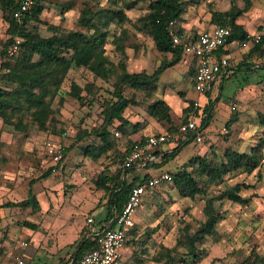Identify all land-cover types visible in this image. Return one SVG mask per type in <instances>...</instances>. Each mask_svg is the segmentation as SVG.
<instances>
[{
    "label": "rangeland",
    "instance_id": "obj_1",
    "mask_svg": "<svg viewBox=\"0 0 264 264\" xmlns=\"http://www.w3.org/2000/svg\"><path fill=\"white\" fill-rule=\"evenodd\" d=\"M87 1L91 6L102 5L106 8L107 5V0H46V7L41 15L44 23L39 25L41 33L49 34L48 26L50 24L57 25L59 31L82 29L81 25L77 23V18ZM183 1L186 2L185 13L193 33L198 29L203 30L209 27L212 11L226 10L231 6V0ZM68 2L73 4V7L61 10L62 4L67 5ZM148 2L149 0H138L132 8L126 10L128 20L110 25V31L116 34L120 27H125L129 34L135 37V42L137 41L139 44L137 50L125 48L127 54L124 60L127 63V69L131 72L145 70L151 73L160 62L171 58V53L157 51L151 37L135 28L141 25L138 17L146 13ZM236 5L243 7V0H236ZM237 20L251 34L253 43L249 48L245 45H241L240 49L238 47L241 53L238 62L252 64V61L255 60L264 70V54L262 55L264 47L262 48L263 52L260 50L252 52L257 44L253 40V36H264V0H254V6L249 11L243 12ZM6 26V22L0 17V41L7 37ZM106 51L112 60H118L119 54L116 53L111 42L106 44ZM190 56L185 53L182 54L181 59L183 61ZM235 63L231 62V66ZM190 70L191 68L185 69L183 62L180 61L166 68L162 75L160 74L161 78L159 77L156 93L162 92L164 88L169 90L161 96L171 102L172 111L179 103L186 105L188 101L193 100L194 96L199 95L191 85ZM234 74L222 84L221 98L216 104L210 120L211 131L208 132L209 136L204 133L205 138L201 144L206 147L205 155L217 162L225 159L223 154L227 148L250 152L255 146H259L262 163L251 174L233 169L224 176L223 181H215L207 186L204 181L200 180V176H197L194 170L195 166L187 167L192 175L197 177L199 184L205 186L208 194H216L236 182L254 184L253 187L243 188L240 191V194L245 196L253 194L250 205L249 203L244 205L233 202L227 198L215 201L223 218L216 224L217 234L207 235L198 243L201 251L205 252V256L195 264H264V124L261 120V115L264 114V101L260 103L259 97L254 99L257 93L258 96L261 93L264 94V89L257 83L262 72L258 70L257 73H247L241 70L240 73ZM72 80H76L81 85L93 84L91 93L87 95L93 99L90 104H87V101H85L86 104H81L78 100L67 96L57 115L59 121L55 130L50 126L43 128L30 122L25 131H18L20 133L18 136L10 137L3 142L0 141V203L26 197L29 180L48 167H52L47 155V147L52 144H60L65 150V157L61 158L56 170H52L49 178L50 184L43 186L40 183L42 186L39 190L42 197L56 196L51 201L53 205L49 204L46 208L39 206L38 209H33L31 206H10L4 211H0V260L3 264H13L18 256L17 253L14 254L13 249L21 248V239L27 242L24 233L19 232L22 228L28 227L24 223L40 224L48 214L45 219L47 223L51 224L48 235L52 232L53 235L50 237H57L56 242H59L63 238L72 236L75 228L77 235L86 232L90 228L86 224V218L93 216L99 221L102 216L101 212L106 208L105 203L109 192L104 188H97L95 179L102 169H105L110 175L115 174L118 163L114 164L109 158L114 154V151L109 157L103 155L97 159L85 155L80 146L98 143L99 138L94 134L74 145L73 143L79 129L91 130L99 125L101 103L104 97L109 96L106 88L110 89L111 87L99 78L93 77L85 69L71 70L63 83V88L68 90ZM217 82L212 88L211 97H215L219 93ZM123 89L127 96H132L138 102L137 105L126 107L125 118L129 119L136 114L138 118L146 121V103L140 101L144 98V93L142 91L134 92L126 86ZM233 104L235 109L231 108ZM53 105L56 107L55 102ZM233 112L237 115V121L230 126V133L221 132V127H226L225 123ZM181 115L182 111L180 115L174 116L175 122L180 121ZM226 129L229 130L227 127ZM130 137L134 136L127 130L124 133L119 131L117 149H123L126 140ZM70 145L73 146L69 149ZM193 150H196L193 143H189L161 168L169 169V171L182 168L183 164L179 165V163L185 160L187 162ZM24 160H28V162ZM7 164L9 165L8 172L1 171ZM134 174L135 169L128 170L125 179L129 181ZM42 201H46V198ZM204 203L205 196L203 194L199 193L194 197L181 195L172 182L163 183L155 188L145 196L134 214L135 242L131 241L133 235L129 232L128 240L130 242L126 244V247H123L121 258L117 264H139L137 263L138 257H145L141 264H162L160 261L151 260L150 257L160 250L161 245L167 247L176 245V239L180 236L182 231L180 228L183 225L189 223L192 230L204 220ZM51 211L52 214H49ZM155 226L157 230L150 236L147 235L146 231ZM95 227H98V224ZM47 228L42 227L43 232H46ZM18 233L20 234L18 235ZM34 249L35 242H30L23 248V252L29 255ZM143 249L145 252L141 253ZM182 250V245L177 244L173 253H181ZM134 252L135 254H133ZM44 258L39 252L34 259L26 257V264H45ZM55 261L57 260L53 259L51 264H55Z\"/></svg>",
    "mask_w": 264,
    "mask_h": 264
},
{
    "label": "trees",
    "instance_id": "obj_2",
    "mask_svg": "<svg viewBox=\"0 0 264 264\" xmlns=\"http://www.w3.org/2000/svg\"><path fill=\"white\" fill-rule=\"evenodd\" d=\"M137 1L121 0L120 3L119 0H107L106 8L102 5H99L100 7L98 5L91 6L87 1L77 18V23L81 25L82 29L59 31L57 25L50 24L48 26L50 33L44 35L40 31L39 25L44 23L41 15L46 7V0H34L32 7L21 20H16L13 17V11L18 6L17 0H0V17L7 24L5 30L7 37L0 41V47L3 48L0 49V59L3 64V70L0 72V119L3 124L9 125L17 131H25L30 122L43 128L50 126L55 130L59 121L57 115L67 96L78 100L81 104H86L85 101L90 104L93 99L87 95L92 91V83L81 85L76 80H72L68 90L63 88V83L71 70L85 69L93 77L99 78L111 87L110 89L106 88L109 96L104 97L101 103L99 125L91 130L79 129L73 143L74 145L94 134L99 138L98 143L80 146L85 155L97 159L103 155L109 157L114 151V154L109 158L114 164L118 163L115 174L110 175L105 169H102L95 179L97 188H104L109 192L105 203L106 216L102 222L98 221L101 222V227L113 228L116 226V218L126 202L132 186L147 178V175L144 177L135 176L127 181L125 179L127 171L135 169L136 166L126 168L121 166L122 158L132 140L127 139L125 147L117 149L118 136L114 135V130L125 132V126L129 121L124 116V110L129 105L138 104L132 96L125 94L124 86L134 92L142 91L144 98L140 101L146 103L147 113L164 126L162 131L180 136L172 147L157 151L159 156L156 160L147 162L143 166L160 168L178 155L185 145L195 142V130L180 131V125L188 119L191 111L196 110L193 104L194 100L188 101L183 107L181 119L177 123L170 114V105L156 93L160 74L169 66L179 62L182 54H185L180 46L172 45L166 26L171 19L178 21L180 15L185 11L186 2L183 0H149L146 13L138 17L141 25L135 27L137 31L150 36L157 51L171 53L170 59L160 62L151 73H148L145 70L131 72L127 69V63L124 60L127 54L125 48L138 49L139 44L137 41L135 42V37L129 34L125 27H120L117 34L110 31L111 24H120L128 20L126 10L132 8ZM243 3V7H238L236 0H231L229 9L211 12L210 22L213 25L230 27L227 42L250 41L251 35L237 19L243 12L249 11L254 6V0H243ZM60 9L68 10V6L62 5ZM16 37L19 38L17 50L12 55L6 54L4 49L13 43ZM260 40L252 52L257 50L263 52L264 36L261 35ZM108 42L114 45L116 53L119 54L117 61L112 60L107 54L106 44ZM218 52L226 54L224 47H220ZM246 65L248 66L249 63L241 61L219 71L216 79L221 76L222 79L219 83L217 82L219 93L215 97H211V92L216 79L212 82L211 87L204 91L203 94L207 97V101L201 105L205 116L200 123V132L207 133L206 128L213 116L214 108L221 98L220 91L224 79L232 77L234 73L246 68ZM229 69L232 71L227 74ZM54 102L56 107L53 105ZM261 120L264 124V114L261 115ZM117 121L119 123L116 124ZM236 121L237 115L233 112L225 123L229 129L227 133H230V126ZM73 145L68 148L70 149ZM259 151V146H255L250 152L227 148L223 154L224 160L217 162L209 159L205 154L198 155L191 157L183 164L182 168L170 171L172 173L171 182L181 195L194 197L201 193L205 196L203 207L205 219L192 230L189 223L183 225L180 228V231L182 230L180 236L176 239V245L172 247L161 245L160 250L150 259L160 261L162 264L197 263L205 256V252L201 251L198 243L207 235H216V224L223 218L215 201L227 198L244 205H247L249 200L250 203L252 202L253 194L245 196L241 195L240 191L243 188H251L254 184L236 182L216 194H208L205 186L200 185L197 177L187 169L188 166H195L194 170L197 176H200V180L204 181L207 186L215 181H223L224 176L233 169L247 174L253 173L262 163ZM62 157H65V150L62 152ZM51 172V167H48L41 176L45 177ZM3 205L31 206L33 209H38L39 201L30 185L26 198L7 201ZM155 230H157L156 226L147 230L146 234L150 236ZM129 232L133 235L131 241L135 242V227H130L127 233L129 234ZM128 242L130 240L127 238L124 247ZM177 244H181L183 250L181 253L174 254ZM73 245L75 257L72 262L78 261L85 252L98 246L96 238L89 228L86 232L79 234ZM144 252L145 249L141 251V253ZM144 258L138 257L137 263H143Z\"/></svg>",
    "mask_w": 264,
    "mask_h": 264
},
{
    "label": "built area",
    "instance_id": "obj_3",
    "mask_svg": "<svg viewBox=\"0 0 264 264\" xmlns=\"http://www.w3.org/2000/svg\"><path fill=\"white\" fill-rule=\"evenodd\" d=\"M18 6L13 11V17L21 20L32 7L34 0H17ZM177 20L171 19L166 26L173 46H180L186 54H190L195 60V70L193 76V89L202 94L209 89L212 82L217 78L219 71L230 65L229 57L219 53L220 47H224L230 34V27L223 25H213L203 29L196 35H186L177 29ZM252 38V36H251ZM250 38V39H251ZM261 35H254L253 40L259 43ZM19 38L8 45L4 50L8 55H12L17 50ZM0 49H3L0 47ZM3 70L2 60L0 59V72ZM196 110L191 111L188 119L180 125V131L195 130V142L201 143L205 136L200 132V123L205 113L201 107L202 103L198 100L193 101ZM232 109L235 108L233 104ZM221 132H227L225 126L221 127ZM114 135L119 136L118 130H114ZM180 138L168 131L149 133L142 140H132L122 158L121 166L131 167L133 165L143 166L147 162L156 160L159 156L157 151L167 145H173ZM63 147L60 144H52L47 147V155L51 164V171L56 170V166L62 158ZM172 181V173L160 170L148 176L141 183L132 186L128 193L126 202L121 208L116 218V226L113 228L101 227L98 221L89 216L86 224L94 234L97 247L85 252L76 262L70 264H117L122 255V249L128 238V229L134 225V214L143 202L146 195L163 183ZM98 224V227L95 225ZM23 245L27 242L23 241ZM15 264H24V261L16 256Z\"/></svg>",
    "mask_w": 264,
    "mask_h": 264
},
{
    "label": "crops",
    "instance_id": "obj_4",
    "mask_svg": "<svg viewBox=\"0 0 264 264\" xmlns=\"http://www.w3.org/2000/svg\"><path fill=\"white\" fill-rule=\"evenodd\" d=\"M62 5H65V4H62ZM65 6H68V9H71L73 7V4H70L68 2V4L65 5ZM237 21H239V20H237ZM177 23H178L177 24V29L181 33H183V34H186V35L187 34L196 35V34H198L199 31H201V30L198 29L196 32L193 33V31L191 30V24H190L189 21H187V16H186L185 11L180 15V17L178 18ZM211 26H213V24L210 22L209 27H211ZM209 27H207V28H209ZM72 30H75V29H72ZM187 32H190V33H187ZM252 44L253 43H252V40L251 39H250V41H248V46H247V40L246 41H243V42H240L238 40H233V41L227 42L225 44L224 50H225L226 55L229 57V60L231 59L230 60L231 62H234V63L236 62L235 64H238L239 63L238 61L240 60L239 58H240V55H241L240 51L238 50V47L240 49V46L241 45H243V46L245 45L247 48H249ZM168 53H170V52H168ZM180 61L183 62V65H184V68L185 69H188L189 70L191 68L190 75H191V80H192V84H193V71L195 69V60H194V58L192 56H190L187 59H183V61H182V59H180ZM250 64L251 63L249 62V65ZM249 65L248 66L246 65L248 68L246 67L243 70L245 72H247V73H257L258 70L260 72H262V75L258 78V82L257 83H258V85H260L262 87V89H264V70H262L263 67L260 68V65H258L255 60L252 61L251 66H249ZM230 66H231V63H230ZM169 67H171V66H169ZM164 71H163V73H164ZM231 71L232 70L229 69L228 72H227V74H229ZM238 72L240 73V71H238ZM163 73H161V75ZM160 78H159V80H160ZM221 79H222V76L221 77H218V79H216V80L218 82H220ZM225 80L226 79H224V81ZM166 92H169V90L167 91L164 88L162 92H159V93L157 92V95L160 94V96H161V94H166ZM198 94H199L198 96H194L193 100L196 99L200 103L204 104L207 101V97L203 93L202 94L198 93ZM257 98L259 99V102L262 103L264 101L263 100L264 94L261 93L258 96V93H257V96L255 95L254 99H257ZM163 99L170 105V107H171L170 114H171V116L173 118H174V116H178V115L181 114V111H182L183 107L185 106V104L179 103L178 106H175V109L173 110L174 111L173 112L172 111L171 102L168 101L165 98H163ZM252 100H251V103H252ZM261 110H263V109H261ZM214 111H215V108H214ZM145 113H146V116H145L146 121H144V119L138 118V115H136V114L133 117L131 116V118L128 119L129 122L125 126V132L127 130L129 133H132V135L134 137H130L131 140L138 139L140 137H144V136H146L149 133H154V132H159V131L164 130V126L160 122H158L154 117H152L151 115H149L147 113V111ZM209 126H210V122H209V125L206 128V132H207V135L208 136H209V133L208 132L211 131L210 128H209ZM19 134L20 133L18 131L14 130L11 126L3 124L2 121H1V119H0V136H1L0 137V141L1 142L9 139L10 137L18 136ZM23 134H24V132H23ZM193 145H194V147H195L196 150L195 151L194 150L192 151V153H191L192 155L189 158H191L192 156H198V155H204V154H206L205 153L206 152V147H205L204 144L197 143V142H193ZM166 147H172V145H167ZM184 147H186V145ZM24 161H27L28 162V160H24ZM185 162H186V160L185 161H182L181 163H179V165L184 164ZM8 168H9V165L7 164V165H5V167L3 169H1V171H3V172L4 171L5 172L7 171L8 172V170H9ZM160 170H164V169H162L161 167L160 168H154V167H150V166L149 167L137 166L135 168V174L132 177H135V176L144 177V175H147V177H148V176H150V175H152L154 173H157ZM166 171H169V169H166ZM42 173L43 172H40V173L34 175L29 180V182H28V188L31 185L32 192L35 194L36 198L39 201V206H41L42 208H46V206L48 207L49 204H52L51 201L56 196L55 195L54 196L51 195L50 197H42V193L40 192L39 188L42 185L44 186V185H49L50 184L49 178H50L52 172L49 175L45 176V177L41 176ZM40 183H42V185ZM26 192L28 194V190H26ZM26 197H23V198L18 199V200H22V199H24ZM44 198H46V201L43 202L42 199H44ZM18 200H14L13 199V200H7V201H18ZM7 201H5V202H7ZM5 202H1L0 203V211L1 212L4 211L5 208L10 207V206L3 205ZM103 211L101 212L102 214L100 213L102 216H101V218H99V221H101L100 219L103 220L105 218V216H106V208ZM49 214H52V211ZM47 215H46V217H47ZM46 217L43 219V221L40 224L38 223L39 225L38 224L37 225L36 224L34 225V224H31V223H29V224L26 223L28 225V227H25L24 229L22 228L19 231L21 234L24 233V236L27 238V244L26 245H23L22 242L24 240L21 239L20 240V247L21 248L20 249L14 248L13 249L14 254L17 253L18 254V257L21 256L22 257L21 259L24 261V264H26V257H28L29 259H34L35 258V255L37 253H39V252H40L41 255H43L45 257L44 258L46 260L45 264H51L52 261H53V259H56L57 260V261H55V264H70L73 261L74 257H75V253H74L75 248H74V245L73 244L77 240V238L79 237V235L76 234L77 233L76 228L73 230L72 236H70V237L68 236L67 238L61 239V241L56 242L57 237H50L51 235H53L52 232H51L50 235H48V232L50 231V228H51V224H49V222L47 223L45 221ZM134 224H135V219H134ZM44 226L46 228L48 226L46 232H43V230H42V227H44ZM20 233H18V235ZM25 242H26V240H25ZM30 242H35V249L33 251H31L29 253V255H27V254H25V252H23V248H25L27 245H29ZM15 261L13 262V264H15ZM0 264H3V262L1 260H0Z\"/></svg>",
    "mask_w": 264,
    "mask_h": 264
}]
</instances>
